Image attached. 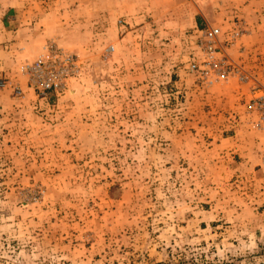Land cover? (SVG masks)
Listing matches in <instances>:
<instances>
[{
	"label": "rangeland",
	"instance_id": "rangeland-1",
	"mask_svg": "<svg viewBox=\"0 0 264 264\" xmlns=\"http://www.w3.org/2000/svg\"><path fill=\"white\" fill-rule=\"evenodd\" d=\"M262 90L264 0H0V264H264Z\"/></svg>",
	"mask_w": 264,
	"mask_h": 264
},
{
	"label": "built area",
	"instance_id": "built-area-1",
	"mask_svg": "<svg viewBox=\"0 0 264 264\" xmlns=\"http://www.w3.org/2000/svg\"><path fill=\"white\" fill-rule=\"evenodd\" d=\"M219 35L220 29L217 27H210L203 31L205 40L204 65H200V62H195L192 64L193 70L201 71L204 78L211 82L215 77H226L227 75L226 71L224 70L227 61L226 57L224 56V50L221 49ZM248 109L254 117L251 124L252 127L260 132L264 139V90L258 94H254L248 105ZM262 159L264 160V151Z\"/></svg>",
	"mask_w": 264,
	"mask_h": 264
}]
</instances>
